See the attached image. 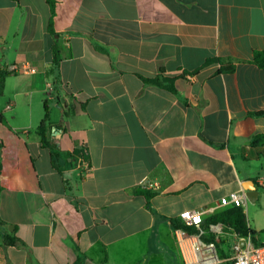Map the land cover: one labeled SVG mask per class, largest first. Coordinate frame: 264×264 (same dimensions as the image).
Wrapping results in <instances>:
<instances>
[{"label":"crops","instance_id":"crops-1","mask_svg":"<svg viewBox=\"0 0 264 264\" xmlns=\"http://www.w3.org/2000/svg\"><path fill=\"white\" fill-rule=\"evenodd\" d=\"M48 1L0 0V66L27 67L2 73L0 264H231L249 236L208 218L233 192L264 243V189L242 187L264 166L247 141L264 134V0H50L52 17ZM160 70L176 93L140 79Z\"/></svg>","mask_w":264,"mask_h":264},{"label":"trees","instance_id":"trees-1","mask_svg":"<svg viewBox=\"0 0 264 264\" xmlns=\"http://www.w3.org/2000/svg\"><path fill=\"white\" fill-rule=\"evenodd\" d=\"M49 2V6H50V13H51V17L53 15V5ZM51 17L48 21L47 24V32L49 34L52 33V21H51ZM232 60H224L221 58H214L211 59L209 61H207V63H219L220 67L217 70V73H230L234 70V65H232L230 62ZM251 64L257 66L258 68H264V51L261 50H254L252 53V59L250 61ZM140 79L142 80V82L145 85H153V86H157L160 88H163L165 90H168L172 93H176L174 86H173V82H174V77H169V76H165L163 71L160 70L159 74L155 77V78H144V77H140ZM2 85H3V75L0 74V92L2 90ZM253 116H264V110L259 111V112H254L252 113ZM47 110L45 109V114L43 119L40 121L38 127H37V133L40 137V142H41V146L44 148H49L52 149V146L47 142L46 137H45V129L47 126ZM0 121H1V116H0ZM247 141L250 143V145L252 146H263L264 145V134H259V135H254L251 136L250 138L247 139ZM1 147V145H0ZM53 166L57 168V165L55 164V162L52 160ZM139 193H142L143 196L146 198V200H148L153 193H149V192H143V191H138ZM170 224L171 226L176 229L178 227H182L181 224H179L177 221L170 219ZM208 222L210 223H222L225 224L229 227H231L237 234L241 235V236H249L252 240H253V236H254V232L252 230H250L247 227V222L245 219V215L243 213V209L239 208V207H232L230 209L224 210L218 214H215L213 216H211L210 218H208ZM188 232H192V230H187ZM11 243H13L14 241L11 240Z\"/></svg>","mask_w":264,"mask_h":264},{"label":"built area","instance_id":"built-area-1","mask_svg":"<svg viewBox=\"0 0 264 264\" xmlns=\"http://www.w3.org/2000/svg\"><path fill=\"white\" fill-rule=\"evenodd\" d=\"M27 67L24 64H7L0 66V74L12 73V74H23ZM6 110L10 109V106H6ZM86 155V151L82 150L80 153V160H84L83 157ZM254 184L256 187L264 189V166L261 173L255 178ZM244 193L233 192L226 197L220 199L222 205H231L233 207L244 208L243 202ZM202 213L198 210H183L178 214L180 222L189 227H193L198 230V236L202 234L200 229L203 224ZM174 233L180 242L179 236L186 239L189 237L187 232L181 228L175 229ZM229 261L231 264H264V243L255 244L249 237L244 238L241 246L235 244L233 247V254Z\"/></svg>","mask_w":264,"mask_h":264},{"label":"rangeland","instance_id":"rangeland-1","mask_svg":"<svg viewBox=\"0 0 264 264\" xmlns=\"http://www.w3.org/2000/svg\"><path fill=\"white\" fill-rule=\"evenodd\" d=\"M187 234L191 235V233H189V232H187ZM191 241L192 240H189L187 242V246H185L183 248H184L185 254L193 259L194 257H193V254H192V246L190 244ZM163 253H164L165 258H166V259L164 258L165 264H181L179 262L178 258L176 257V255H174V252H172V251H164Z\"/></svg>","mask_w":264,"mask_h":264},{"label":"water","instance_id":"water-1","mask_svg":"<svg viewBox=\"0 0 264 264\" xmlns=\"http://www.w3.org/2000/svg\"><path fill=\"white\" fill-rule=\"evenodd\" d=\"M242 187L245 191V198L250 202L254 201L257 191L253 182L251 180H246L243 182Z\"/></svg>","mask_w":264,"mask_h":264},{"label":"bare ground","instance_id":"bare-ground-1","mask_svg":"<svg viewBox=\"0 0 264 264\" xmlns=\"http://www.w3.org/2000/svg\"><path fill=\"white\" fill-rule=\"evenodd\" d=\"M179 238L183 239L181 236H179Z\"/></svg>","mask_w":264,"mask_h":264}]
</instances>
